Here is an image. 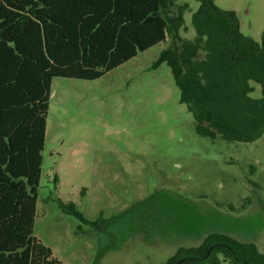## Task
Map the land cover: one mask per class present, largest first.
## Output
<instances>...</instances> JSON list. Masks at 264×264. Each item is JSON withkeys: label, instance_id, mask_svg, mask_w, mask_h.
<instances>
[{"label": "rangeland", "instance_id": "374dc122", "mask_svg": "<svg viewBox=\"0 0 264 264\" xmlns=\"http://www.w3.org/2000/svg\"><path fill=\"white\" fill-rule=\"evenodd\" d=\"M213 3L260 41L264 0ZM198 7L163 0L165 42L94 80H51L33 236L62 264H164L212 233L264 253V134L251 143L197 135L170 68L153 67L162 50L194 38Z\"/></svg>", "mask_w": 264, "mask_h": 264}, {"label": "trees", "instance_id": "16d2710c", "mask_svg": "<svg viewBox=\"0 0 264 264\" xmlns=\"http://www.w3.org/2000/svg\"><path fill=\"white\" fill-rule=\"evenodd\" d=\"M199 3L195 36L160 52L197 135L251 143L264 134V32ZM163 0H0V264H62L33 236L51 80H94L165 42ZM182 9L179 10V14ZM260 87V98L250 97ZM60 210L88 224L73 203ZM264 264L255 244L208 234L164 264Z\"/></svg>", "mask_w": 264, "mask_h": 264}, {"label": "water", "instance_id": "95a60500", "mask_svg": "<svg viewBox=\"0 0 264 264\" xmlns=\"http://www.w3.org/2000/svg\"><path fill=\"white\" fill-rule=\"evenodd\" d=\"M176 264H180V261H179V262H177Z\"/></svg>", "mask_w": 264, "mask_h": 264}]
</instances>
